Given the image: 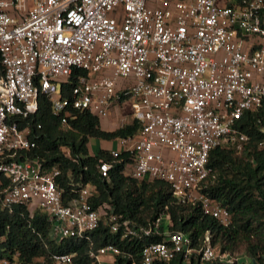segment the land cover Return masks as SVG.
<instances>
[{
	"label": "built area",
	"instance_id": "2783aa9c",
	"mask_svg": "<svg viewBox=\"0 0 264 264\" xmlns=\"http://www.w3.org/2000/svg\"><path fill=\"white\" fill-rule=\"evenodd\" d=\"M0 67L3 208L23 204L29 216L39 209L56 241L84 236L101 217L110 231L119 227L109 205L92 207L87 184L65 198L55 182L58 168L26 155L35 141L12 118L33 113L43 94L61 125L75 110L104 119L113 103L127 100L129 121L139 127L115 138L109 154L126 152V174L161 180L176 203H196L221 225L229 223L228 212L200 187L210 173L209 150L227 144L239 151L246 135L237 119L264 101V0H0ZM117 79L124 81L119 87ZM112 165L99 160L95 170L105 177ZM151 234L161 239L141 247L140 264L177 254L220 264L238 259L218 254L207 233L192 248L188 235L169 231L162 216L123 228V236ZM118 253L107 244L88 255L109 264ZM71 256L54 254L51 264H71ZM0 264L24 263L14 252Z\"/></svg>",
	"mask_w": 264,
	"mask_h": 264
},
{
	"label": "trees",
	"instance_id": "16d2710c",
	"mask_svg": "<svg viewBox=\"0 0 264 264\" xmlns=\"http://www.w3.org/2000/svg\"><path fill=\"white\" fill-rule=\"evenodd\" d=\"M74 82L71 76L67 86L71 87ZM12 119L19 129L26 127L28 137L35 141L26 155L37 158L45 168H58L55 182L65 198L74 196L80 186L87 184L92 192V207L109 205L120 224L112 232L106 217H101L97 227L84 236L56 241L49 236L50 222L39 209L35 208L29 216L23 204L14 205L11 211L1 206V191L8 180L0 175V258L17 252L24 264L36 259L41 260L37 264H51L52 255L71 254V264H95L88 255L89 250L111 244L119 253L109 264H140L141 247L159 241L161 235L123 236V228L148 225L162 216L166 228L187 234L194 249L201 245L207 233L210 245L218 254L251 259L238 264H264V101L237 119V127L246 135L239 151L220 144L208 152L206 166L210 173L200 191L228 212L229 223L225 226L203 214L196 203H176L167 183L147 177L136 180L126 174L124 169L130 161L126 152L113 158L109 148L90 151V139L112 143L115 138L134 135L139 127L136 120L104 130L94 114L75 110L73 117L61 125L43 94H37L33 113ZM99 160L113 162L105 177L95 170ZM218 263V259L199 262L193 256L184 260L177 254L152 264Z\"/></svg>",
	"mask_w": 264,
	"mask_h": 264
},
{
	"label": "crops",
	"instance_id": "0c3cea01",
	"mask_svg": "<svg viewBox=\"0 0 264 264\" xmlns=\"http://www.w3.org/2000/svg\"><path fill=\"white\" fill-rule=\"evenodd\" d=\"M123 83H124V81L121 80V79H117L116 80V86L117 87L121 86ZM118 107H119L120 110H118ZM128 110H129V107H128V104H127V100L121 101L120 103H116V102L113 103L110 106V108H109L107 117L103 119V122H104V124H105L106 127L103 128L101 125H100V127L102 129H104V130H112L115 127L121 125V124H119V121L121 120L120 118H122V117H123L124 123L129 122V118H126V116L123 114L124 112L126 113ZM124 117H125V119H124ZM99 143L100 142L97 141V140H95L93 143H91L89 145L90 151L92 152L95 148L102 147V146H100ZM111 145H112V143H111ZM238 257H239L238 258L239 260L237 261L236 264H238V262L243 261V260L245 262H250L251 261L250 258L244 257L243 255H240V256L238 255Z\"/></svg>",
	"mask_w": 264,
	"mask_h": 264
},
{
	"label": "rangeland",
	"instance_id": "374dc122",
	"mask_svg": "<svg viewBox=\"0 0 264 264\" xmlns=\"http://www.w3.org/2000/svg\"><path fill=\"white\" fill-rule=\"evenodd\" d=\"M120 107V106H119ZM119 107H118V110H120L119 109ZM125 116H126V118H128V111L125 113H123ZM121 120L119 121V124H121V123H124V121H123V117L122 118H120ZM124 119H125V117H124ZM99 124L104 128V127H106L105 126V124H104V122H103V118L102 119H99ZM95 140L94 139H90L89 140V145L91 144V143H93ZM100 146H102V147H106V148H109V147H111V143L109 142V141H100ZM218 264H220V263H218Z\"/></svg>",
	"mask_w": 264,
	"mask_h": 264
}]
</instances>
